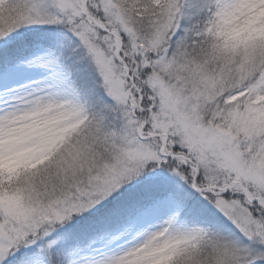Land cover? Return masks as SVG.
I'll return each instance as SVG.
<instances>
[{
  "label": "snow or ice",
  "instance_id": "6c2138e0",
  "mask_svg": "<svg viewBox=\"0 0 264 264\" xmlns=\"http://www.w3.org/2000/svg\"><path fill=\"white\" fill-rule=\"evenodd\" d=\"M0 264H264V0H0Z\"/></svg>",
  "mask_w": 264,
  "mask_h": 264
}]
</instances>
